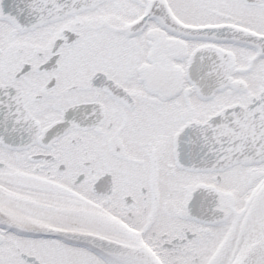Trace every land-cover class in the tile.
Returning <instances> with one entry per match:
<instances>
[{
	"label": "snow or ice",
	"instance_id": "6c2138e0",
	"mask_svg": "<svg viewBox=\"0 0 264 264\" xmlns=\"http://www.w3.org/2000/svg\"><path fill=\"white\" fill-rule=\"evenodd\" d=\"M0 264H264V0H0Z\"/></svg>",
	"mask_w": 264,
	"mask_h": 264
}]
</instances>
